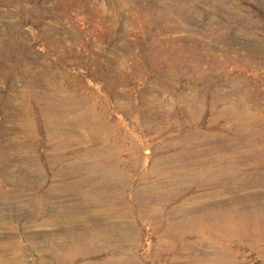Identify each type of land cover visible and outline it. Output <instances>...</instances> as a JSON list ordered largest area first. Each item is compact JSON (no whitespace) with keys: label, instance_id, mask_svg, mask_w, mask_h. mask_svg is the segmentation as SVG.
<instances>
[{"label":"rangeland","instance_id":"374dc122","mask_svg":"<svg viewBox=\"0 0 264 264\" xmlns=\"http://www.w3.org/2000/svg\"><path fill=\"white\" fill-rule=\"evenodd\" d=\"M0 63V264H264L183 220L264 196V0H0Z\"/></svg>","mask_w":264,"mask_h":264},{"label":"bare ground","instance_id":"6f19581e","mask_svg":"<svg viewBox=\"0 0 264 264\" xmlns=\"http://www.w3.org/2000/svg\"><path fill=\"white\" fill-rule=\"evenodd\" d=\"M9 55L11 56V54ZM2 58H4V56ZM223 146L225 145L223 144ZM251 155H252L251 157L254 158V155L253 154ZM74 167H77V165H75ZM263 174H264L263 172H260L259 174H257V176L258 175L261 176ZM259 194H262V193H252L249 197H247L246 198L248 200L247 204H244L242 206L243 209H239L240 211L234 217L231 215V213H229L233 209L232 205L230 204L226 205L227 202H224L219 205L215 204L212 207H207L209 205L207 206L201 205L197 208H191L187 213L184 214L183 220L186 222L188 226H192L193 228H196L197 232L198 231L202 232L203 230L214 228V229H217L222 234H224L225 236L227 235L231 237H244V238L248 236H252L251 233L253 232L254 228H256L257 219L264 220V196H259ZM242 200H243L242 197L237 198L238 203H240V201ZM250 206L253 207L252 211H249ZM234 210L236 211L235 208L232 211ZM175 228L174 230L171 231V233L175 231ZM112 230L113 228L110 226L106 228H102L100 229V232L98 235L101 236L106 242L110 241V239L113 236ZM90 231L93 232V227L90 229ZM73 235L77 236L76 232ZM253 249H255L257 252H260V253L262 252L261 254L264 255L263 248H260L258 246L256 247L254 245ZM198 263L200 264L201 262H198Z\"/></svg>","mask_w":264,"mask_h":264}]
</instances>
